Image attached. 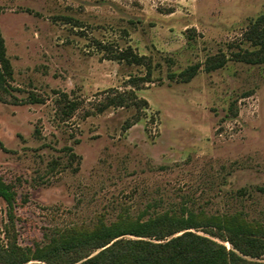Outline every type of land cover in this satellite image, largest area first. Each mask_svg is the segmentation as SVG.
Returning <instances> with one entry per match:
<instances>
[{"label":"rangeland","instance_id":"1","mask_svg":"<svg viewBox=\"0 0 264 264\" xmlns=\"http://www.w3.org/2000/svg\"><path fill=\"white\" fill-rule=\"evenodd\" d=\"M262 13L264 0H0L13 67L0 177L16 190L12 210L0 196V241L35 247L181 206L264 225V62L231 56L252 49L245 31ZM124 45L151 56L153 81L127 83L145 69L109 58ZM130 89L146 107L109 104Z\"/></svg>","mask_w":264,"mask_h":264},{"label":"trees","instance_id":"2","mask_svg":"<svg viewBox=\"0 0 264 264\" xmlns=\"http://www.w3.org/2000/svg\"><path fill=\"white\" fill-rule=\"evenodd\" d=\"M245 38L252 49L241 47L234 50L235 60L251 64L264 62V13L251 21L245 31ZM109 58L129 65L142 66L143 75L131 76L129 85L138 86V81H153V61L151 56L141 54L131 46L124 45L112 51ZM228 56H211L206 69L211 70L225 65ZM199 63L189 65L179 73L184 80L193 77ZM13 67L7 54L5 38L0 27V99L2 93H11L10 80ZM38 100V99H36ZM68 114L77 107L74 101H67ZM109 104L137 105L141 109L148 102L138 98L133 89L117 91L109 98ZM143 105V106H142ZM131 126L130 122L124 125ZM0 196L12 210L15 203L14 186L0 177ZM211 227V233L230 242L232 249L208 236L191 229ZM134 235L138 238H126ZM158 240V241H155ZM87 250L77 258L70 259L73 252ZM264 253V225L249 221L241 213H213L181 206L166 209L147 218L101 222L92 229L70 231L59 234L45 245L21 246L16 241H0V264H258L245 256Z\"/></svg>","mask_w":264,"mask_h":264}]
</instances>
